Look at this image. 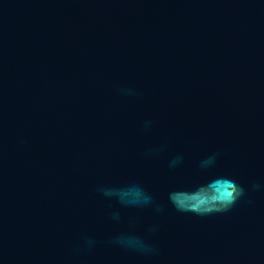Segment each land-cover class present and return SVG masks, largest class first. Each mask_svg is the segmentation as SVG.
Instances as JSON below:
<instances>
[{"label": "water", "instance_id": "95a60500", "mask_svg": "<svg viewBox=\"0 0 264 264\" xmlns=\"http://www.w3.org/2000/svg\"><path fill=\"white\" fill-rule=\"evenodd\" d=\"M0 264H264V0H0Z\"/></svg>", "mask_w": 264, "mask_h": 264}, {"label": "clouds", "instance_id": "9594fccd", "mask_svg": "<svg viewBox=\"0 0 264 264\" xmlns=\"http://www.w3.org/2000/svg\"><path fill=\"white\" fill-rule=\"evenodd\" d=\"M213 159L209 158L203 164L207 166ZM242 194L243 188L239 187L235 181L227 177H217L206 186L200 187L194 194L174 192L171 194V200L182 210L202 213L226 210Z\"/></svg>", "mask_w": 264, "mask_h": 264}]
</instances>
